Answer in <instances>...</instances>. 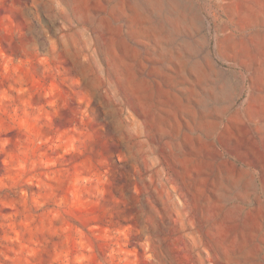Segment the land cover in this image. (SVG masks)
<instances>
[{
	"label": "rangeland",
	"instance_id": "1",
	"mask_svg": "<svg viewBox=\"0 0 264 264\" xmlns=\"http://www.w3.org/2000/svg\"><path fill=\"white\" fill-rule=\"evenodd\" d=\"M0 264H264V0H0Z\"/></svg>",
	"mask_w": 264,
	"mask_h": 264
}]
</instances>
